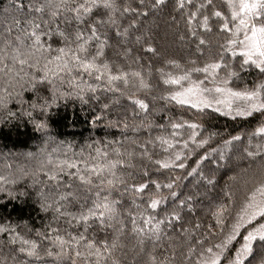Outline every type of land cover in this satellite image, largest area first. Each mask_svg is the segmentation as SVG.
I'll return each instance as SVG.
<instances>
[{
	"label": "trees",
	"instance_id": "1",
	"mask_svg": "<svg viewBox=\"0 0 264 264\" xmlns=\"http://www.w3.org/2000/svg\"><path fill=\"white\" fill-rule=\"evenodd\" d=\"M21 2L23 8H17L15 0H0V176L9 181L3 185L6 191L0 192V225L9 229L0 232V264H73L74 260L76 264H95L97 257L88 255L87 240L101 248L102 242L116 244L110 255L102 253L101 264H112V259L120 264H153L151 257L155 264H198L208 247L217 251L214 246L240 224L223 254L234 256L243 237L264 224L259 215L244 218L250 211L251 194L264 185V135L255 134L264 124V115L227 116L213 108L200 110L180 104L171 98L180 86L164 83L187 73L189 79L181 82L184 87L192 81L214 87L212 76L193 69L221 57L227 67L217 70L216 84L228 79V87L251 90L264 83V74L255 66L241 67L242 57L225 50L232 32L222 30L224 20L212 13L220 11L230 28L234 27L226 0H182L183 7L178 6L179 0H163L158 5L156 0H112L114 9L93 7L91 13L81 9L79 20L76 13L63 9L56 18L50 17L48 8L42 13L30 10L47 0ZM67 2L75 6L88 0ZM193 12L196 16L191 18ZM204 16L209 18L210 31L201 26ZM17 18L22 21L19 25L12 23ZM25 20L40 25L36 31L51 50L21 65L13 59L12 49L18 45L17 36L23 41L21 51L32 42L29 34L33 29ZM93 24L98 39L91 35ZM61 31L68 35L67 41L57 35ZM77 32L80 40L75 38ZM101 43L102 55L96 56ZM80 44L87 51H80ZM60 47L67 55L57 61L54 58ZM73 53L96 68L80 67ZM45 57L52 61L47 71ZM65 61L70 70L64 67ZM229 70L237 75L229 77ZM109 72L123 75L109 83ZM42 76L47 79L33 90L31 85ZM135 99L148 107L141 109ZM45 101L49 102L47 111L43 110ZM41 121L47 128L37 130ZM173 124L181 127L173 128ZM190 124L198 127L192 129ZM235 136L240 138L233 140ZM201 140L207 142L200 145ZM62 161L76 166L68 168ZM164 163L169 166L163 167ZM100 165V173L91 171ZM53 172L56 180L48 178ZM79 175L88 176L91 183H82ZM209 179L213 182L208 183ZM153 181L161 187L157 189ZM169 183L171 189L164 187ZM139 184L146 187L136 192L133 185ZM105 198L115 208L111 219L106 216L103 224L99 218L78 219ZM151 198L161 199L155 209L149 206ZM180 200L185 203L181 205ZM45 202L52 205L47 211L41 209ZM56 207L66 214L56 212ZM173 212L179 213V220L170 215ZM217 214L222 221L219 225ZM149 217L151 223L145 224ZM158 221L163 223L154 231L152 225ZM57 236L69 242L64 245L65 255H57L61 252ZM20 237L37 243L39 259L19 251L24 246ZM75 251L83 255L78 257ZM262 262L264 246L257 241L245 264Z\"/></svg>",
	"mask_w": 264,
	"mask_h": 264
},
{
	"label": "snow or ice",
	"instance_id": "2",
	"mask_svg": "<svg viewBox=\"0 0 264 264\" xmlns=\"http://www.w3.org/2000/svg\"><path fill=\"white\" fill-rule=\"evenodd\" d=\"M163 0H156V4L162 3ZM210 3L211 0H208ZM227 7L230 10L231 14V20L234 24V27L230 28L229 22L227 17H224L223 14L220 11H214L212 13L213 16L222 18L224 22L220 25V28L222 30L231 31L233 38L227 40V48L226 51H230L233 57H236L239 55L242 57L241 60V67L244 65L251 64L255 66L262 74H264V0H226ZM14 6L17 8H23V4L21 0H15ZM179 7H183L182 0H179L178 2ZM204 5H200V7H203ZM93 7L96 8H104V9H114V4L112 0H88L86 3L82 4H76L75 6H71L67 0H47V2L43 5H40L38 7H32L30 6V10L35 11L36 13H42L45 8H48L49 15L51 18H56L61 14V9L69 12L76 13L75 18L77 20L80 19V11L83 10L84 13H91ZM124 11H129L128 8H125ZM196 16V13L193 12L191 14V18H194ZM191 18L189 20V23H191ZM208 16H204L202 20L201 26L205 29L210 31V28L208 26ZM99 22V21H98ZM13 24L19 25L22 23V21L17 18L14 19ZM25 24H29L32 27V31L30 32V38L32 39L31 44L27 45L24 51H21L19 44L23 43L21 41V37L17 36L16 41L18 42L17 47H14L12 51L16 54L13 59L18 60V62L21 65H24L29 62L30 59H33L38 53H43L46 51L51 50V45L49 44L47 48H45V45L41 42L40 34L36 31V29L40 28V25L35 23L34 20H25L23 21ZM44 23H48V21H44ZM114 23V21H113ZM8 32H11V29H7ZM90 31L92 37H96V25L93 24L90 26ZM243 32L244 38L243 40H238L236 38L237 34L240 32ZM119 34V33H118ZM57 35L61 38H63L65 41L69 39L68 35L61 31L58 32ZM76 40L81 39V33L77 32L75 36ZM98 39V37H96ZM139 39V38H137ZM6 43H11L10 41ZM201 44H204L205 41L203 39L200 40ZM237 46V47H234ZM78 48L80 51H87V49L84 47L83 44L78 45ZM102 48L103 44L98 48V51L96 52V56L102 55ZM149 51H154L151 47L148 48ZM56 51L59 53L54 59L57 61H61L64 56L67 55L65 48L60 47L57 48ZM68 52H71V48L68 49ZM72 58L79 62L80 67L84 68L85 70H91L93 68H96V65L88 60H81L78 55L73 53ZM46 64L45 69L47 71V65L51 64L52 61L48 60L47 57H45ZM39 63V61H36ZM174 63V62H173ZM34 66V65H33ZM64 67L68 69L67 61L64 62ZM105 71L107 72L108 66L107 64L103 65ZM222 67H227V65L223 64V57H221L219 60H215L211 63L206 64L203 68L199 69H193V71H202L207 73L208 75L213 77V83L214 87L206 88L202 87L203 82L202 81H192L189 83L187 87H184L182 85V81L188 80L189 76L187 73H185L183 76L179 77H169L164 81L166 84H173L180 86V90L176 91L172 94L171 98L173 100H176L180 104H190L193 108H197L200 110H203L204 108H213L215 112L220 113L221 115H227V116H238V117H250L253 115V113H261L264 115V83L257 84L253 89L248 90H235L231 87H228L229 84L228 79H224L220 81L218 84L215 82V76L217 75V70L221 69ZM70 70V69H68ZM99 71V69H97ZM56 73L53 72V75ZM122 75H112L110 72L108 73V80L109 83L112 81L118 80L122 78ZM135 75H139V73H136ZM237 73L235 71L229 70L228 76L233 77L236 76ZM47 79V76L39 77V80L37 83H33L31 86L33 90H36L38 88V85L43 84V82ZM97 79H100L99 76H97ZM33 80H36V77H33ZM51 83V81H48ZM127 83V80L124 81ZM142 86H146L143 84V81H141ZM93 92H95V88L91 89ZM215 94V95H209V94ZM67 95V94H65ZM130 99L132 97H129ZM55 99V94L53 95V100ZM82 99V97H81ZM135 104L139 106L141 109H146L148 106L144 103V101L135 99ZM48 101H45V105L43 106V110L47 111V105ZM35 107V105H33ZM105 108L108 107L107 104L104 105ZM28 115H31V113H28ZM98 119V118H97ZM173 128H179L181 125L179 124H173ZM190 128L195 129L198 127L196 124H190ZM37 130H43L47 128V124L43 121L36 124ZM255 134L257 135H264V124H261L259 127L255 129ZM195 136V132H193V137ZM240 137L235 136L232 137L233 140H238ZM206 140L199 141L200 145H203L206 143ZM167 143V141H165ZM225 143H229V141H225ZM187 146V145H185ZM97 152H99V149H97ZM106 155V154H105ZM249 156L254 155V153L249 152ZM179 154L177 155L176 159H179ZM223 158V156H221ZM49 163H51V160H49ZM61 164L66 165L68 168H74L76 165L73 163H70L69 161H62ZM163 167L167 168L169 165L167 163H164L162 165ZM180 168H183V164L177 165ZM103 168V165L95 166L91 169L94 173H100ZM63 168H60V171H63ZM196 169L194 168L192 172H195ZM192 173H189L191 175ZM50 180H56L57 175L55 172H53L48 177ZM82 183L90 184L91 180L88 176L79 175L78 177ZM213 181L211 179L208 180V183H212ZM9 183L5 179V177L0 176V192H5V188L3 187L4 184ZM109 184L112 183V181H108ZM153 183L156 185V188L159 189L161 187L160 184L153 181ZM136 192H140L143 190L146 185L145 184H139L133 185ZM164 187H167L171 189L173 185L171 183L164 185ZM23 194V193H22ZM173 197L177 196L176 192L170 193ZM7 195L9 197L14 198V194L11 191L7 192ZM98 195V194H97ZM257 195L260 196V199L257 200ZM41 196L43 198V194L41 193ZM63 197H61L62 199ZM188 200H191V197H187ZM115 203V202H113ZM161 203V199L157 198H151L150 207L155 209L158 204ZM181 205L185 203L184 200H180L179 202ZM49 207H52L51 204H48L47 202L41 204V209L43 211H47ZM189 210H191V205H188ZM95 209H101L99 212H97ZM247 209L250 211L247 212L248 219H254L257 215L264 217V185H261L256 191H254L251 194V197L247 204ZM220 210H223V205L220 206ZM55 211L58 213H61L62 215H65L66 213H62L60 207H56ZM115 213V208L107 202V198H105V201L103 203H95L94 209L90 208L87 211L86 215H81L78 217V219H81L85 222L89 220V218H99L101 224L104 223L105 217L107 216L109 219L113 217V214ZM170 215L176 220L180 219V215L177 212H173ZM151 217L147 218L144 223L150 224L151 223ZM163 223V221H158L155 225H152V229L154 231L159 230V225ZM216 223L219 225L222 223V221L219 219V214H217V220ZM133 224H135V221H133ZM196 227H199V225H196ZM240 227V224H236L233 227L232 233L226 235L225 239L221 242L216 244L214 247L217 249V251L213 250V247H208L206 249L207 255L205 256L202 253V258L198 262V264H222V260L226 261V264H245V261L250 257L254 251V242L259 241L262 246H264V224H260L258 228L253 229L252 231L248 232L247 235L243 237L244 243L241 244V246L236 249L235 255L228 257H224V252L227 250L228 244L235 239L236 232L238 228ZM136 229H134L135 231ZM9 231V229L5 228L4 226L0 225V232ZM139 231H143V229H140ZM187 231V229H185ZM56 241L59 242V245L61 247V252L57 253L58 256L65 255L64 253V245L66 243H69L67 241H64V239L60 236H57ZM75 239V238H74ZM80 240H85L84 236L79 237ZM22 246L19 251L21 253H25L27 256L32 257L36 256L37 259H39V256L37 255V243L33 240H27L20 237ZM12 243L16 242V238L14 237L11 241ZM103 246L96 247L94 242L92 240H87L86 242V249H88V255H95L97 257V260L95 261V264H101L100 257L102 256V253H108L109 255L111 252L116 248V244L113 243L111 246H109L106 242H102ZM141 244H143V241H140ZM95 249V252L93 253L91 250ZM191 252V249H189V253ZM48 256L52 255L51 251H48L46 253ZM76 256H82L83 253L80 251H75ZM153 260V264H155V257H151ZM73 264H76L75 260L73 261ZM112 264H120L118 259H112ZM163 264V262H162ZM264 264V262H262Z\"/></svg>",
	"mask_w": 264,
	"mask_h": 264
},
{
	"label": "rangeland",
	"instance_id": "3",
	"mask_svg": "<svg viewBox=\"0 0 264 264\" xmlns=\"http://www.w3.org/2000/svg\"><path fill=\"white\" fill-rule=\"evenodd\" d=\"M236 38H237L238 40H243V38H244L243 32L241 31V32L239 33L238 37L236 36ZM209 95H215V94L213 93V94H209ZM257 198H258V200H259V199H260V196H258ZM245 212H246V211H245ZM244 218H246L247 220H249L248 217H247V213L245 214ZM255 218H256V217H255ZM255 218H254V219H255Z\"/></svg>",
	"mask_w": 264,
	"mask_h": 264
}]
</instances>
